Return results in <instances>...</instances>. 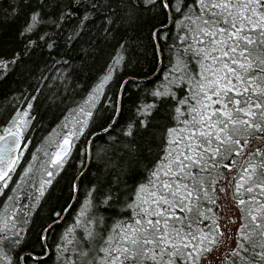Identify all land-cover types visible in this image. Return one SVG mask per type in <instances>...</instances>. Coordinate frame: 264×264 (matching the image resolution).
Segmentation results:
<instances>
[{"label": "snow or ice", "instance_id": "6c2138e0", "mask_svg": "<svg viewBox=\"0 0 264 264\" xmlns=\"http://www.w3.org/2000/svg\"><path fill=\"white\" fill-rule=\"evenodd\" d=\"M11 21L0 264H264V0H12ZM41 94L63 115L23 164Z\"/></svg>", "mask_w": 264, "mask_h": 264}, {"label": "trees", "instance_id": "16d2710c", "mask_svg": "<svg viewBox=\"0 0 264 264\" xmlns=\"http://www.w3.org/2000/svg\"><path fill=\"white\" fill-rule=\"evenodd\" d=\"M11 2L12 0H0V9H7L8 4ZM16 27V21L0 22V46H2V50L6 51L9 48L15 36ZM103 55H106V53L98 57L94 64H90L89 68L93 70L98 69L103 63ZM84 75L86 79H90L87 70ZM80 83H82L86 89L87 85L84 84V81L82 80ZM20 86V82L13 81L11 75L6 80H0V124L4 123L10 113L15 110L17 105L13 103L12 94L13 92H19ZM46 101L47 96L45 94H41L40 99L36 101V112L34 113L36 119L35 122L30 125L31 131L27 133V135L31 137V140L28 141L29 147L24 150L25 155L22 158L23 164H27L32 158L33 152L40 151L37 146L42 145L45 137L49 132L53 131L54 126L57 125L60 117L63 115L58 105L53 107L50 103H46ZM0 132H2V128H0ZM63 182L64 178L61 177L60 181L57 182V187L53 189V191H59ZM74 210L75 209H73V211Z\"/></svg>", "mask_w": 264, "mask_h": 264}, {"label": "rangeland", "instance_id": "374dc122", "mask_svg": "<svg viewBox=\"0 0 264 264\" xmlns=\"http://www.w3.org/2000/svg\"><path fill=\"white\" fill-rule=\"evenodd\" d=\"M42 158V157H41Z\"/></svg>", "mask_w": 264, "mask_h": 264}]
</instances>
